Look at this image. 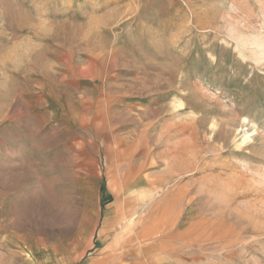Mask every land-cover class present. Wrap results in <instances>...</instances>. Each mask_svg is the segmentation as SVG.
<instances>
[{"label": "rangeland", "instance_id": "1", "mask_svg": "<svg viewBox=\"0 0 264 264\" xmlns=\"http://www.w3.org/2000/svg\"><path fill=\"white\" fill-rule=\"evenodd\" d=\"M234 25L264 40V0H0L23 264H264V47Z\"/></svg>", "mask_w": 264, "mask_h": 264}, {"label": "crops", "instance_id": "2", "mask_svg": "<svg viewBox=\"0 0 264 264\" xmlns=\"http://www.w3.org/2000/svg\"><path fill=\"white\" fill-rule=\"evenodd\" d=\"M7 152L8 151H6V153ZM24 190L25 188H23V186L21 188L13 187L9 190V193H7V190L6 194L0 197V248L5 250V257L8 256L7 250L10 249L11 252H9V254H14L16 258L21 259L22 264L25 259V251L28 253L29 257H34V249L40 247V237L34 235L33 229L30 228L32 225L31 220L25 222L23 216H21L23 213L22 211H24V213L27 212L29 209L28 203L32 201L31 198L25 203H22L23 198L29 197L27 194H23ZM19 210L22 213L19 214ZM107 210H105V212ZM27 215L28 217L30 216V218L32 217V214ZM20 217L22 219H19ZM104 229H107V224L104 225L103 232L106 231ZM46 246L49 247L48 245Z\"/></svg>", "mask_w": 264, "mask_h": 264}, {"label": "bare ground", "instance_id": "3", "mask_svg": "<svg viewBox=\"0 0 264 264\" xmlns=\"http://www.w3.org/2000/svg\"><path fill=\"white\" fill-rule=\"evenodd\" d=\"M231 16H233V18H234V15H231ZM224 19H225V27H230L231 25H232V22H231V20L230 19H226V16L224 15V16H222ZM232 18V17H231ZM232 18V19H233ZM235 26V27H234ZM233 27H232V29L230 28V31L228 30V33L230 32V34L231 35H234L236 38H237V40L238 39H240V38H243L242 37V35H240L238 32H240V31H243V30H240V28L238 27L237 28V26L236 25H234ZM202 28H206L203 24L201 25V29ZM240 33H243V32H240ZM230 34H228V35H230ZM246 34V33H245ZM244 34V35H245ZM260 36V35H259ZM250 38V37H249ZM234 39V38H233ZM251 41V42H250ZM249 44H252V45H254L255 47H256V49L257 48H260V47H264V40L263 39H259V37H254V38H252V39H248V40H244V39H240L239 41H238V47H239V51H241V54L243 55L244 53H243V48L246 46V47H248L249 46ZM256 60V59H255ZM256 61H258V60H256ZM245 139L244 140H247L248 138H249V134H247V133H245Z\"/></svg>", "mask_w": 264, "mask_h": 264}]
</instances>
